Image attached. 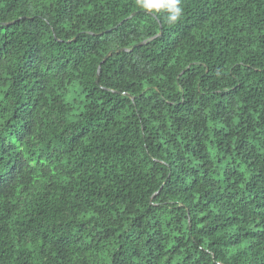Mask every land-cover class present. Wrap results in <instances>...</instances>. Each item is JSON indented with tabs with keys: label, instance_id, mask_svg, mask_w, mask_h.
Returning a JSON list of instances; mask_svg holds the SVG:
<instances>
[{
	"label": "trees",
	"instance_id": "obj_1",
	"mask_svg": "<svg viewBox=\"0 0 264 264\" xmlns=\"http://www.w3.org/2000/svg\"><path fill=\"white\" fill-rule=\"evenodd\" d=\"M182 6L0 0V264H264V0Z\"/></svg>",
	"mask_w": 264,
	"mask_h": 264
},
{
	"label": "clouds",
	"instance_id": "obj_2",
	"mask_svg": "<svg viewBox=\"0 0 264 264\" xmlns=\"http://www.w3.org/2000/svg\"><path fill=\"white\" fill-rule=\"evenodd\" d=\"M135 6L148 13L165 14L162 19L170 27L179 23L184 14L182 0H134Z\"/></svg>",
	"mask_w": 264,
	"mask_h": 264
},
{
	"label": "water",
	"instance_id": "obj_3",
	"mask_svg": "<svg viewBox=\"0 0 264 264\" xmlns=\"http://www.w3.org/2000/svg\"><path fill=\"white\" fill-rule=\"evenodd\" d=\"M134 15H135V14H134ZM134 15H133V16H134ZM161 29H162V28H161ZM162 34H163V33H162V30H161L160 34H158L157 36L153 37L151 40H154V39H156V38L161 37ZM148 42H149V41L146 40V41H144V42H142V43H140V44L134 46V47L131 48V49H120V50L117 51V53H121V52H132L135 48H137V47H141V46H144V45H146ZM112 55H113V52H110V53L104 58V60H103L102 63H105L109 58L112 57ZM100 72H101V66H100V68H99V74H98V81H97V83H99V75H100ZM133 100H134V99H133Z\"/></svg>",
	"mask_w": 264,
	"mask_h": 264
}]
</instances>
